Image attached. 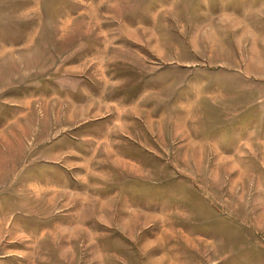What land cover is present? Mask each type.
I'll use <instances>...</instances> for the list:
<instances>
[{
    "label": "rangeland",
    "instance_id": "374dc122",
    "mask_svg": "<svg viewBox=\"0 0 264 264\" xmlns=\"http://www.w3.org/2000/svg\"><path fill=\"white\" fill-rule=\"evenodd\" d=\"M0 264H264V0H0Z\"/></svg>",
    "mask_w": 264,
    "mask_h": 264
}]
</instances>
